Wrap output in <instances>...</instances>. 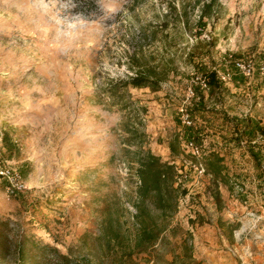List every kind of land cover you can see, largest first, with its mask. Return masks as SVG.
Masks as SVG:
<instances>
[{
	"label": "rangeland",
	"instance_id": "obj_1",
	"mask_svg": "<svg viewBox=\"0 0 264 264\" xmlns=\"http://www.w3.org/2000/svg\"><path fill=\"white\" fill-rule=\"evenodd\" d=\"M178 1L86 0L73 9L60 7L68 0H0V152L27 185L12 196L0 179V264H19V245L24 264H62L47 245L74 264H99L102 226L119 218L133 227L140 147L174 162L187 191L156 248L163 257L185 240L195 256L194 229L204 222L222 229L231 264H246L264 243V0H219L202 24L192 6L188 24L170 15ZM236 60L253 74L239 73ZM147 67L166 73L158 90L129 87L127 106L107 93ZM225 69L233 78L215 94L196 82ZM187 138L206 153L215 147L239 177L234 190L219 183L222 208L212 175L183 151Z\"/></svg>",
	"mask_w": 264,
	"mask_h": 264
},
{
	"label": "trees",
	"instance_id": "obj_2",
	"mask_svg": "<svg viewBox=\"0 0 264 264\" xmlns=\"http://www.w3.org/2000/svg\"><path fill=\"white\" fill-rule=\"evenodd\" d=\"M190 2V0H179L178 5L172 3L170 15L174 13L177 20L188 24L189 7L192 6L191 10L198 12L199 24H202L206 18L211 20L217 16L216 7L219 0ZM203 77L207 81L211 94H215L222 88L217 70H210L203 74ZM165 78L166 73L157 71L155 67L139 68L134 76L121 81V86L120 83L110 86L107 93L127 106L131 102L128 93L129 87H150L155 91L160 88V82ZM198 95L199 99L195 102L194 110L202 113L206 110L205 96L199 93ZM190 114L192 116L191 112ZM224 116L228 117L227 114ZM137 117L138 114H134L131 118ZM236 126L238 125L236 124ZM260 130L264 135V129ZM253 131L258 133L257 129ZM130 132L132 131L130 130ZM134 136L141 137L144 136V133L134 128ZM3 139L5 146L9 147V137L5 135ZM170 148L173 152L177 151L174 143L170 144ZM138 150L136 174L139 184L134 201L136 212L134 213L133 227L124 230L123 223L119 218H111L102 226L100 244L102 255L99 264H203L202 261L195 258L192 245L188 240L184 241L182 252H174L171 260L158 253L156 248L164 240V233L169 228V220L178 210L179 198L187 191L181 183L177 184L179 171L174 163L164 160L150 149L140 147ZM253 156L257 158L255 154ZM204 164L207 172L212 175V181L216 186L212 195L218 207L222 208L219 183H224L230 190H234L235 185L241 181L238 176L230 174L225 156L218 151L208 152L204 157ZM45 247L51 248L52 252L60 257L62 264H74L76 261L71 255L62 254L56 247L49 245ZM18 256L19 264H24V250L20 245ZM78 264L94 263L91 258H85L83 263L80 261Z\"/></svg>",
	"mask_w": 264,
	"mask_h": 264
},
{
	"label": "built area",
	"instance_id": "obj_3",
	"mask_svg": "<svg viewBox=\"0 0 264 264\" xmlns=\"http://www.w3.org/2000/svg\"><path fill=\"white\" fill-rule=\"evenodd\" d=\"M235 68L239 71V73L250 76L254 72V67H251L250 64H247L243 60H236L234 62ZM262 70H264V67H261ZM196 82L199 84L203 89H209L207 81L201 76L196 77ZM218 78L221 83H227L233 78V73L229 69H225L222 71H218ZM191 92L194 94L193 90L191 89ZM199 99V97H197ZM182 119L186 126L193 125V119L190 114V112L186 109L182 113ZM183 151L186 154L192 155V157L199 159L198 164L196 165L197 170L202 175L209 174L207 172L206 166L204 164V157L207 154L204 150V147L202 144H199L198 142H195L193 139H185L183 142ZM174 163V162H172ZM175 164V163H174ZM0 179L3 180L6 184V190L9 195L17 196L21 192L25 191L27 188L26 182L21 174V172L10 165V162L2 156L0 152ZM181 181V179H178Z\"/></svg>",
	"mask_w": 264,
	"mask_h": 264
},
{
	"label": "crops",
	"instance_id": "obj_4",
	"mask_svg": "<svg viewBox=\"0 0 264 264\" xmlns=\"http://www.w3.org/2000/svg\"><path fill=\"white\" fill-rule=\"evenodd\" d=\"M210 151H216V148L213 147ZM221 231L222 229L217 225H210L205 222L194 229L195 256L202 260L203 264L232 263L227 259V252L222 249V245L220 244L221 242H225ZM253 249V252L249 251L250 257L246 259V264H264V243Z\"/></svg>",
	"mask_w": 264,
	"mask_h": 264
},
{
	"label": "clouds",
	"instance_id": "obj_5",
	"mask_svg": "<svg viewBox=\"0 0 264 264\" xmlns=\"http://www.w3.org/2000/svg\"><path fill=\"white\" fill-rule=\"evenodd\" d=\"M53 7H55L56 3L59 2V0H51ZM106 3V0H91V4H94L95 6H104ZM86 5V0H76V2H72V0H68V3L65 4H61L60 7L61 8H68L69 6L73 9L79 7V8H83ZM94 11H99V8H95Z\"/></svg>",
	"mask_w": 264,
	"mask_h": 264
}]
</instances>
